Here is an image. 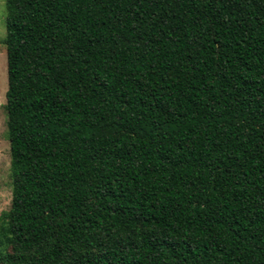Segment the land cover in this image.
Listing matches in <instances>:
<instances>
[{
  "label": "trees",
  "instance_id": "16d2710c",
  "mask_svg": "<svg viewBox=\"0 0 264 264\" xmlns=\"http://www.w3.org/2000/svg\"><path fill=\"white\" fill-rule=\"evenodd\" d=\"M0 264H264V0H4Z\"/></svg>",
  "mask_w": 264,
  "mask_h": 264
},
{
  "label": "rangeland",
  "instance_id": "374dc122",
  "mask_svg": "<svg viewBox=\"0 0 264 264\" xmlns=\"http://www.w3.org/2000/svg\"><path fill=\"white\" fill-rule=\"evenodd\" d=\"M5 5L0 0V214L8 210L11 201L9 143L6 139V102L7 88L6 55L3 40L5 38Z\"/></svg>",
  "mask_w": 264,
  "mask_h": 264
}]
</instances>
